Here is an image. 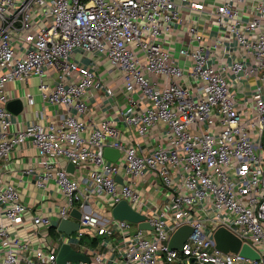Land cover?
<instances>
[{
	"label": "built area",
	"instance_id": "1",
	"mask_svg": "<svg viewBox=\"0 0 264 264\" xmlns=\"http://www.w3.org/2000/svg\"><path fill=\"white\" fill-rule=\"evenodd\" d=\"M32 75L63 112L14 128L7 83ZM121 90L124 105L95 119L94 97L108 105ZM29 140L40 160L27 171L62 201L55 222L0 177V264H60L65 242L91 256L65 264H264V0H0V162ZM122 199L152 228L115 218ZM75 207L69 234L59 224ZM221 225L260 258L219 249Z\"/></svg>",
	"mask_w": 264,
	"mask_h": 264
},
{
	"label": "crops",
	"instance_id": "2",
	"mask_svg": "<svg viewBox=\"0 0 264 264\" xmlns=\"http://www.w3.org/2000/svg\"><path fill=\"white\" fill-rule=\"evenodd\" d=\"M183 39H185V30L180 27L167 43L178 51L179 45L183 43ZM101 70L105 72L104 68ZM108 79L114 87H120L117 90L121 89V80H115L112 77H108ZM40 82L41 79L39 76L32 75L27 81L12 80L7 83V88L10 95H12V99L20 97L25 101L24 109L13 115L14 128L26 126L38 119L47 121L48 118L58 117L63 112L62 106L52 103L43 97L39 87ZM28 92H32L35 96V102L33 104H30L27 100L26 95ZM92 101H94L92 104L93 117L99 119L105 114L106 110L113 114L115 109H117V103H121L123 106L125 103V96L121 90V92L118 93L117 99L108 104L109 107L105 105L103 101H97L95 97ZM119 125L126 137L132 140H137L139 138L138 134L126 127L122 119L119 120ZM39 160L38 148L32 140H29L15 149L8 160H2L0 162V177L4 182H13L18 186L21 190L22 199L25 203L33 206V211L49 214L56 222L58 208L62 201L60 188L55 182H52L47 188L38 186L36 184V179L38 178L37 173H29L27 171L31 165L37 164ZM68 169L73 173L76 172V167L70 165V163L68 164ZM150 191L157 199L162 198L160 193L156 195L157 193L154 190ZM28 226H30V223ZM21 232L22 234L27 233L26 229Z\"/></svg>",
	"mask_w": 264,
	"mask_h": 264
},
{
	"label": "water",
	"instance_id": "3",
	"mask_svg": "<svg viewBox=\"0 0 264 264\" xmlns=\"http://www.w3.org/2000/svg\"><path fill=\"white\" fill-rule=\"evenodd\" d=\"M8 107L14 112L19 113L25 107V101L23 98H14L8 102ZM105 154L107 157L117 160L121 151L115 147L107 146L105 148ZM73 165V163H70ZM73 216L75 219L64 218L59 224V228L66 233H72L80 226V221L78 218L81 217L82 211L75 207L72 210ZM112 214L115 218L118 219H129L132 221L140 222L141 228H152V225L149 221L146 220V215L137 209L127 200L122 199L119 201L112 209ZM194 227L191 224L181 225L172 235L170 240V247L181 248L189 235L193 232ZM215 239L217 242V247L225 252L229 251H240L245 256H248L252 259L260 258L259 251L248 242H244L243 239L237 235L234 231L228 227L221 225L215 230ZM68 260H87L91 261V256L85 252L77 249L71 243L65 242L61 246L58 255V262L60 264H65Z\"/></svg>",
	"mask_w": 264,
	"mask_h": 264
},
{
	"label": "rangeland",
	"instance_id": "4",
	"mask_svg": "<svg viewBox=\"0 0 264 264\" xmlns=\"http://www.w3.org/2000/svg\"><path fill=\"white\" fill-rule=\"evenodd\" d=\"M101 209L102 210H105V212H107L106 213L107 215H110V211H108L109 210V207L107 205L102 206ZM74 234L76 235L77 233H74ZM99 238L100 239H103L104 236L103 235H100ZM97 241H98V238L96 239V241H92L91 238H90V236L87 235V234H85V235L82 236V242H84V243L86 242V243H89V244H95ZM76 245L78 246V243Z\"/></svg>",
	"mask_w": 264,
	"mask_h": 264
},
{
	"label": "trees",
	"instance_id": "5",
	"mask_svg": "<svg viewBox=\"0 0 264 264\" xmlns=\"http://www.w3.org/2000/svg\"><path fill=\"white\" fill-rule=\"evenodd\" d=\"M96 241V240H95Z\"/></svg>",
	"mask_w": 264,
	"mask_h": 264
}]
</instances>
